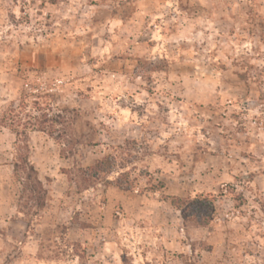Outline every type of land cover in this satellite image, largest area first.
I'll use <instances>...</instances> for the list:
<instances>
[{
  "label": "rangeland",
  "instance_id": "1",
  "mask_svg": "<svg viewBox=\"0 0 264 264\" xmlns=\"http://www.w3.org/2000/svg\"><path fill=\"white\" fill-rule=\"evenodd\" d=\"M0 264H264V0H0Z\"/></svg>",
  "mask_w": 264,
  "mask_h": 264
},
{
  "label": "trees",
  "instance_id": "2",
  "mask_svg": "<svg viewBox=\"0 0 264 264\" xmlns=\"http://www.w3.org/2000/svg\"><path fill=\"white\" fill-rule=\"evenodd\" d=\"M23 110L26 111L25 108H23ZM9 113L12 114V111H9ZM20 114L18 115V113L16 112V115H14L12 117L11 123H8V125L6 123L5 118H2V120H1V123L3 124V127H7V126L10 127V129H12L13 131H15L17 137L25 136L29 132H37V131L38 132H45L44 124L51 123L50 120H45V115H43L41 117H38V116H35V115H30V113H29L27 115L28 124H26V127H24L22 131H20L19 130L20 126L21 127L24 126V125H18V124H16V123H18L19 117L22 116V114L21 115ZM43 120H44V122H43ZM29 168H30V171L32 173L36 174V171L33 168V165L30 164L29 165ZM178 202H181V201H178Z\"/></svg>",
  "mask_w": 264,
  "mask_h": 264
}]
</instances>
